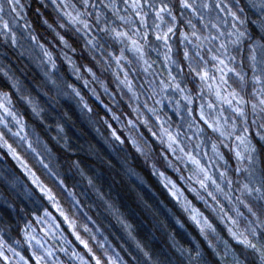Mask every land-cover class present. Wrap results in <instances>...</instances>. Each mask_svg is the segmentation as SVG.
<instances>
[{
	"label": "snow or ice",
	"instance_id": "snow-or-ice-1",
	"mask_svg": "<svg viewBox=\"0 0 264 264\" xmlns=\"http://www.w3.org/2000/svg\"><path fill=\"white\" fill-rule=\"evenodd\" d=\"M39 4L40 6L35 9L33 15L53 31L54 39L58 44L74 53L77 51L78 40L82 33L83 37H87L83 48L88 49L90 53L102 49L107 51V48L119 44L121 45L118 48L119 55L114 50L108 52V56L104 59H114L118 67L123 66L121 61H127L129 65L142 62L144 71L149 72L156 61L150 62L147 58L148 50H157L159 46H163L166 65L164 71L167 72V82L163 79L160 81V91L165 94L168 91L178 93L184 101H187L184 106L185 111L192 123L198 125L197 134L208 135L209 139L212 135H218L219 144L229 149V152L232 151L230 145H235L234 154L237 161L235 172L245 177L240 188L237 189L240 196L235 198L237 204L235 211L237 217H244L239 205H243L247 210L248 217H244L247 221L244 232L247 235L234 231L233 228H229L228 232L245 246V250L252 249L251 255L258 254L260 264H264V219H261V215H264V0H259V2L247 0L243 5L241 0H39ZM49 7L51 12L42 11ZM25 9L26 5L21 0H0L2 43L18 46L21 40L36 41L35 47L41 49L43 58H46L47 63L56 69V59L52 51L44 44L39 43L37 36L31 30V24L27 21L26 16L22 15ZM250 12L251 15L256 16V19H251ZM52 13L55 15L53 16ZM21 20L25 21L24 29H29L27 33L20 29ZM59 30H63V32ZM150 37H154V39H150ZM174 37L178 38V43L175 45L172 43ZM129 52L134 53V57L131 59L127 55ZM100 54L103 57L102 51ZM59 55L64 56L70 64L72 63L67 52L61 50ZM92 60H96L95 55L92 56ZM96 62L99 63V61ZM74 70L78 71V69ZM137 70L136 67L131 69V71ZM0 71H3L6 78L13 81L12 87L20 92L19 81L14 80L9 75V71L3 68H0ZM88 71L95 78L96 73L91 67L88 68ZM150 74L154 79L156 73L153 71ZM51 82L53 85L56 84L55 79H52ZM87 83L88 81H85V84ZM148 83L151 85L152 81H148ZM123 84L129 91H132L127 70L124 73ZM188 85L193 87L189 88ZM119 86L118 84L117 87ZM68 87L80 98L83 107L91 112L92 109L84 102L80 91L71 84ZM156 94L153 93V95ZM93 95L98 100L100 99L95 90H93ZM133 95L139 100L135 93ZM21 99L32 105L33 112L39 115L38 107L30 97L22 96ZM196 99H199L201 103L198 107H193ZM169 100L171 102V97ZM10 103V95L3 93L0 97V109H3L7 116L12 117V120L20 128V131L13 132L12 135L19 137L22 142L27 141V136L21 135L23 124L8 106ZM155 103L160 104L162 101L157 100ZM176 105L180 106V100L176 101ZM105 107L107 108L108 105ZM144 110L151 112L157 120H160V116L156 115L157 109L149 108L147 100L144 101ZM144 110L137 104L133 109L137 113L136 120L129 119L127 125L137 126ZM197 111L199 117L194 115ZM181 118L183 119V117ZM112 119L119 121L120 116L113 113ZM9 123L7 119L0 117V125H3L7 132H12ZM142 123L144 126L151 124L147 115H144ZM163 124L164 121H161L159 135L152 131L151 127H148V131L162 145L166 143L167 150H170L176 157V163L167 161V166L180 172L181 169L177 164L184 162L187 166V161H191L195 166L193 174L189 177L181 175L179 178L187 180L189 183L195 179V183L206 192L207 197H210L214 204L219 205V212L223 213V205L219 204L217 196L213 191H207L211 185L214 186L216 193H224V188L217 182L214 172L210 171L207 164L202 163L191 152L185 151L179 132L173 134L170 128H164ZM108 127L111 129L112 137L123 143L124 141L121 140L117 130L111 124ZM189 127L191 128L192 124H189ZM209 129L211 133H208ZM7 132L0 131V143L20 162L21 167L31 178L32 184L64 217V221L73 229L76 239L84 245L88 252H92L88 242L80 236L79 232H76L75 223L56 202L52 190L31 171L12 145L7 143L5 139ZM145 140L147 142V138ZM133 143L135 144V141ZM203 143L204 141L201 140L200 144H196L194 147L201 148ZM28 148L35 153L30 141H28ZM177 150L182 155H176ZM212 150L216 157L223 160L227 166L231 157L226 158V154L220 151L216 142L212 143ZM36 154L39 155V153ZM165 159H167L166 156ZM39 162L43 164L42 159ZM208 163H212V161L209 160ZM44 167L48 166L44 165ZM214 167H219V165H214ZM48 171L51 173L50 169ZM51 174L56 176L55 173ZM159 175L168 180L163 172ZM56 178L61 185L66 184L65 180L59 179L58 176ZM219 179L225 180L226 187L232 189L233 180L227 176L226 171L219 173ZM169 185H171L169 191L173 197H176L177 200L183 197L184 204L182 206L185 211L191 213L190 218L200 226L201 233L205 234L207 238L206 230L210 229L212 232H216V228L209 218L192 205L187 196H184L183 190L174 181L168 180L165 187ZM190 191L208 206L207 198L201 195L197 188L191 187ZM29 195L31 196L32 193L29 192ZM68 195L75 196L71 191L68 192ZM224 195L225 199L233 202L232 196L227 193ZM242 197L251 198L253 202L248 203ZM44 211L46 215H51L47 208ZM225 218L231 221L234 228L238 227L237 219L227 215ZM84 229L89 231L87 225H84ZM25 235L28 236L27 232ZM33 240L43 249L44 254L33 250L31 257H27L17 252L11 245H8L5 250L6 242L0 240V264H63L61 261H50L48 258L54 256L53 250L45 248L43 242L36 237L28 236L29 245ZM253 240L256 242L254 243ZM16 243L19 244V241ZM245 250L241 251V256L245 259L237 258L234 264H245L246 261L247 264H255L254 259H247L250 254H247ZM60 251L66 252L67 249L61 248ZM8 252L13 254L12 257L7 254ZM144 255L148 254L144 253ZM197 255L199 256V253ZM72 256L80 259L81 264H90V261H85L75 251L72 252ZM93 256H95L94 253ZM109 260L112 264H117L111 257ZM133 260L136 261V264H141L136 257H133ZM95 264H102L99 257L95 258Z\"/></svg>",
	"mask_w": 264,
	"mask_h": 264
},
{
	"label": "trees",
	"instance_id": "trees-1",
	"mask_svg": "<svg viewBox=\"0 0 264 264\" xmlns=\"http://www.w3.org/2000/svg\"><path fill=\"white\" fill-rule=\"evenodd\" d=\"M22 2L26 5V19L38 41L52 51L69 78L78 82L81 87L88 81L90 86L97 89L104 103L100 104L88 89L85 96L92 109L91 117L77 112L73 103L62 98L12 46L4 45L3 37H0L1 49L7 59L4 61L5 66L16 76L21 91L39 100V115L33 112L32 105L21 99L24 95L12 87L11 81L4 76L3 71H0V91L10 95L11 105L24 120L27 130L38 134L49 146L54 155L53 162L50 165L41 164L36 152L29 149L17 136L9 135L11 143L34 173L52 190L65 213L74 220L80 236L88 242L92 253L101 259L102 264H112L109 257L116 262L119 258L121 264H136L133 257L139 260L136 252L142 254V251L148 254L149 258L142 255L141 259L146 260L147 264H153L152 261L155 264H234L237 258L244 260L241 251L245 250V246L227 233L222 221L214 215L210 204L206 206L203 200L196 198L195 193L189 190L187 181L179 178L181 175L185 176L181 164H177L180 172L167 166V161L176 163V157L167 150L166 143L162 145L148 131V127H151L157 135L160 134V124L157 120L144 110L137 126L127 125L129 119L136 120L137 113L133 109L137 102L129 89L116 78L112 69L113 59H104L108 52L112 51V47L106 46L107 51L102 49L90 53L88 49L83 48L87 37H83L81 33L75 53L64 49L63 45L54 39L53 31L33 15L35 9L40 6L39 0ZM241 2L242 5L245 3L244 0ZM42 11L51 12V8ZM61 50L67 52L71 64L64 56L59 55ZM93 55L96 60H92ZM89 67L96 73L95 78L88 71ZM73 74L78 75V80L74 79ZM113 113L120 116L119 121L112 119ZM144 115L151 121L148 126L142 123ZM109 124L124 141H119L121 148H118L112 139ZM104 133L110 135L111 144L106 145L104 142ZM114 147L122 154L131 174L138 177L141 183L135 180L134 175L125 171ZM223 151L226 157H231L228 161L230 178L240 188L245 177L235 172L237 161L234 151L229 152L227 148H223ZM0 156L13 170L21 173L15 159L1 144ZM44 165L48 167L45 168ZM161 172L173 178L203 213L212 218L216 232L206 230L207 238L201 233L188 211H185L166 189L159 175ZM57 176L65 180L66 184L61 185ZM82 187L86 188L88 196L84 195ZM0 190L15 206L13 209L0 203V228L13 234L22 248H25L24 226L20 214L24 209L13 194V187L1 174ZM69 191L75 196H69ZM90 198L93 203L89 202ZM247 199L248 203L253 202L251 198ZM242 210L244 217H248L247 210L244 207ZM244 217L239 218L247 224ZM261 219H264V215H261ZM176 221L185 225V231ZM84 225H87L89 231H85ZM219 231H222V235ZM245 251L250 254L247 256L248 260L254 259L255 264H260L257 256L251 255L250 249Z\"/></svg>",
	"mask_w": 264,
	"mask_h": 264
},
{
	"label": "rangeland",
	"instance_id": "rangeland-1",
	"mask_svg": "<svg viewBox=\"0 0 264 264\" xmlns=\"http://www.w3.org/2000/svg\"><path fill=\"white\" fill-rule=\"evenodd\" d=\"M244 1L245 3L247 2V0H244ZM257 2H259V0H257ZM252 11H255V10H252ZM249 14L251 16V19H256V16L251 15V12ZM22 15H25V14L22 13ZM24 23H25L24 20L20 21V29L21 31L27 33L29 29H24L23 27ZM31 30L33 31L32 27H31ZM33 34L35 35L34 32ZM150 39H154V37H150ZM39 43L42 44L40 41ZM172 43L174 45L177 44L178 38L174 37L172 40ZM35 45H36V41L21 40L18 46H12V47L25 59L27 63H29L31 66H33L37 70V72L42 77V79L47 81V83L54 90H56L62 98L67 99L69 100V102L73 103L74 109H76L77 112L85 113L88 117H91L90 112L87 109H85L83 107V104L80 102V98L77 97L75 93L72 91V89L68 87L69 84L73 85L75 88H77L80 91L81 96L84 97V102H86L87 104L88 102L85 96V91L89 89V91L93 95V90H95V92L99 95L100 99L98 100L96 96L94 95L93 96L100 104L104 105V103H101V101L103 100L95 87L90 86L88 83L87 84L84 83L85 86L81 87V85L78 82L72 80L66 75V73L62 70L57 60H56L57 68L53 69L51 65L47 63L46 58H43L41 49L39 47H35ZM120 46L121 45L119 44H114L112 47V51L116 50L117 55H119L118 48ZM164 51L165 50L162 45L159 46L157 50H148L147 58L150 60V62L156 61V63L152 66V69H150L149 72L144 71V66L142 62L138 64L129 65L127 61H121V64L123 66L118 67L115 60L113 59L114 66L112 67V69L114 71V74L116 78L120 80V82L123 84L124 73L126 70L128 71V80L132 84V91L130 92L132 93V95L133 93H135V95L139 97V100H137L135 96L133 95L137 104H139L140 107L144 110V101L147 100V106L149 108L155 107L157 109L156 115L160 116V120H157L156 116H154L151 112H147L146 110L145 111L148 114H150L153 118H155L159 124H161V121H164L163 127L170 128L173 134H176L177 132H179L180 140L182 142V145L185 148V151L191 152L194 156H196L197 159H200L202 163L207 164V167L209 168V170L214 172V175L217 178V182L220 183L221 186L224 188V193H227L228 195L233 197V202H229V200L225 199L224 193H216L214 191V186L210 185L207 191H213L214 194L217 196V199L219 200V204L223 205L224 212L220 213L219 205L214 204L211 198L207 197L206 192L203 189H200L199 185L195 183V179H193L191 183H189L186 180L188 183L189 190L191 187H195L197 188L198 191H200L201 195H204L207 198L208 203L210 204L212 211L214 212V215H216L220 219V221H222L227 233H229L228 232L229 228H233L234 231H238L240 233H244L245 235H247V233L244 232L246 223H244L241 220V218L237 217L236 211H235V208L237 207V204L235 203V198L237 196H240V192L237 191L239 187L233 182V187L230 190L228 187H226V181L219 179V173L221 171H226L227 176L229 178H230V175L228 173L229 163L227 164V166H225L224 161L219 160L212 150V143L216 142L220 148V151L224 152L223 145L219 144L218 135H212L211 138L209 139L208 135L197 134L198 125L192 123L187 112L185 111L184 106L187 104V101H184L178 93H173L172 91H168L167 94H165L160 91V81L162 79L166 81V78H167V72L164 71L166 67L164 63V56H163ZM127 55L129 56L130 59L134 57V53H131V52L127 53ZM6 60H7L6 56L3 50L1 49V45H0V68H3L4 70L9 71V75L12 76L14 80H17L13 72H11V70H9L5 66ZM6 65L8 66V64ZM133 67H136L138 70L131 71ZM153 71L156 73V76L154 79H153V76L150 74ZM73 75H74V79L78 80V75L77 74H73ZM52 79L56 80L55 85L52 84L51 82ZM10 81L11 83H13L12 80ZM148 81H152L151 85L148 83ZM188 87L192 88L193 86L188 85ZM196 91L198 92V88L196 89ZM154 92L157 94L153 95ZM2 94L3 93L0 91V97H2ZM20 94L30 97L33 100V103L37 105L38 111H39L41 105L39 104L38 99L32 98L30 95H25L24 91H20ZM169 97H171V102L169 100ZM157 100L162 101V103L160 104L155 103V101ZM177 100H180L179 107H177L176 105ZM200 103L201 101L199 99H196L193 107H198ZM8 106L11 108L13 112L16 113L17 118L23 124V130L21 131V135L27 136V141H24V142L28 145V141H30L32 143V147L35 149V152L39 153V155H37L38 158L40 160L42 159L44 164L50 165V163L53 162L54 155L49 149V146L38 134H35L31 130L30 131L27 130L24 120L13 109L11 103ZM225 107L227 106L225 105ZM225 114L227 115V113ZM194 115L199 117V112L198 111L195 112ZM0 117H3L10 122L9 127H11L12 132H7V129H5L3 125H0V131L7 132L5 139L7 140V143L11 144L12 147L16 150V148L11 143V139L9 138V135L14 136L12 135V133L20 131V128L18 125H16L15 121L12 120V117L7 116V114L3 112V109H0ZM181 117H183V119ZM189 124H192L191 128L189 127ZM208 133H211L210 129L208 130ZM109 136H107L104 133V142L106 143V145L111 144ZM112 139L114 140L117 147L121 148L119 141L115 140L113 137ZM201 140L204 141V143L201 145V148H195L194 145L200 144ZM0 144L3 146L2 143ZM230 146L232 150L235 152V145L232 144ZM114 151L118 153L119 159L124 164L125 171L131 174V170L128 167L127 163L125 162V159L123 158L122 154L115 147H114ZM17 153L19 152L17 151ZM10 155L13 157L11 153ZM176 155H182V153H180L179 150H177ZM20 157L22 156L20 155ZM209 160H211L212 163H208ZM15 161L19 165L21 169V173H17L15 170H13L0 156V174L4 179L9 181V184L13 187V194L15 195L16 198L19 199L20 205L22 209H24V210H21L20 214L22 216L21 222L24 226L25 248H22L23 247L22 245L16 243L17 240L13 234L8 233L4 230H1L0 228V240L6 242L4 244L5 250H7L8 245H11L12 247L16 249L17 252L27 257H31V252L33 250L40 251L41 254H44L43 249H41L39 245H36L35 240H33L32 244L29 245L28 236H34L36 237V239L41 240L43 242L45 248H50L51 250H53L54 256L48 258L50 261H61L63 262V264H81L80 259H77L76 257L72 256V252L75 251L78 254V256L83 257L85 261H90V264H95L96 255L93 256V253L88 252V250L84 247V245L81 244L80 241L76 239L75 235L73 234V229L70 228L68 226V223L64 221V217H62L60 213L56 210V208L53 206V204L47 200V197L43 196V194L39 192V189H37L36 186L32 184L31 178L29 177L25 169L21 167L20 162L17 159H15ZM24 162L26 161L24 160ZM179 163L184 169L186 177L191 176L193 172L195 171V166L191 163V161H187V166H185L184 162H179ZM217 164L219 165V167H214V165H217ZM31 171L34 172L32 169ZM131 175H134V174L132 173ZM165 177H167L168 180L174 181L176 185L180 189H182L181 186L173 178L167 175H165ZM161 178H162L163 184L166 185L168 183V180H166L164 177H161ZM135 180L141 183V180L136 176H135ZM169 187H171V185L166 187V189L171 194V192L169 191ZM82 191L85 196H88V193L86 192L85 187H82ZM29 192L32 193L31 196L29 195ZM183 193H184V196H187L188 200L191 201L192 205L195 208H198L200 212L203 213V211L193 201L190 195H188L184 190H183ZM174 198L176 199V197ZM242 199L248 200L247 197H242ZM177 201H179L181 206L184 204L183 197H181L180 200H177ZM11 202L12 201L9 199V197L3 194L0 190V203L11 206L14 209L15 206L13 205V203L11 204ZM56 202L59 204L57 199H56ZM89 202L93 203L91 198ZM239 207H240V211L243 212L242 210L243 205H239ZM45 208H47L48 212L51 213L50 216L45 214V211H44ZM214 208L216 209L215 211L213 210ZM61 209L63 210L62 207ZM188 213L191 216V213L190 212ZM203 214L206 216L205 213ZM101 215L104 219H106V217L103 214ZM226 215L232 216L234 219H237L238 227L234 228L233 225L231 224V221L225 218ZM208 218L211 222L213 221L210 216H208ZM71 220L74 222L73 219ZM212 224L214 226V222H212ZM177 225H179L181 229L185 231V225L182 222L178 221ZM196 226L200 229L199 225L196 224ZM75 230L76 232H78L77 229ZM26 232L28 236L25 235ZM186 233L188 234L187 230H186ZM219 233L222 235V231H219ZM253 242L255 243L256 241L253 240ZM61 248L67 249V251L61 252L60 251ZM250 250L252 251V249ZM144 253L146 252L142 251V254L136 252V254H138L137 256H139L138 258L141 264H144V262H146L147 264L146 260L141 261V259L143 258L142 255H144ZM7 254L10 257H12L13 255L11 252H8ZM256 256L259 260L258 254H256ZM118 259L119 258L116 259L117 264H121V260H118ZM152 263L155 264L154 261H152Z\"/></svg>",
	"mask_w": 264,
	"mask_h": 264
}]
</instances>
